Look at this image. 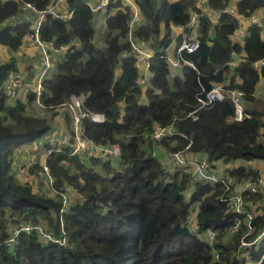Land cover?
Returning <instances> with one entry per match:
<instances>
[{
  "label": "trees",
  "instance_id": "1",
  "mask_svg": "<svg viewBox=\"0 0 264 264\" xmlns=\"http://www.w3.org/2000/svg\"><path fill=\"white\" fill-rule=\"evenodd\" d=\"M51 1H0V55L3 48L9 51V59L0 63V264H264V238L241 246L243 237L251 241L264 231V193L247 196V210H258L247 235L244 215L222 200V183H193L185 171L168 178L164 173L169 153L189 146V156L206 152L215 166L223 163L225 173L238 180L264 175V101L259 104L256 97L259 91L264 94V65H254L264 60V26L250 25L242 40H233L240 21L227 11L232 5L250 16L264 10V0H205L204 5L201 0H134L143 15L135 36L155 51L148 88L137 83L128 40L130 7L120 1L108 6L102 46L95 41L98 31L90 6L95 0H66L73 11L70 19L47 16L41 27L44 40L56 45L78 40L81 47L66 53L54 75L44 81L42 102L54 111L72 94H85L86 108L107 117L105 123L85 118V135L97 143L121 146L118 159L105 161H84L68 147L56 149L47 157L53 189L36 181L43 161L32 169L36 179L28 181L16 176L12 164L17 148L51 131L52 119L36 114L35 93L11 99L5 91L10 72L23 66L13 52L30 32L29 23L10 18L22 11L24 2L45 9ZM208 10L221 11L218 23L205 14ZM193 13L199 14L200 46L193 53L183 51L181 57L195 68L184 64L170 77L166 56L173 43L183 42L177 26L186 27L185 34L191 32ZM233 52L241 55L235 66ZM215 83L242 90L252 117L235 120L231 99L201 108L197 120L189 116L198 106V95ZM157 122L173 125L175 133L155 142L149 134ZM256 160L261 168L239 163ZM192 183L195 189L187 199L185 191ZM39 184L46 191L35 187ZM67 185L76 188L79 197L62 211ZM238 218L241 227L232 232ZM24 222L41 224L53 239L22 231L13 246L7 245ZM209 229L217 233L213 243L205 236ZM244 250L250 259L242 256Z\"/></svg>",
  "mask_w": 264,
  "mask_h": 264
},
{
  "label": "built area",
  "instance_id": "2",
  "mask_svg": "<svg viewBox=\"0 0 264 264\" xmlns=\"http://www.w3.org/2000/svg\"><path fill=\"white\" fill-rule=\"evenodd\" d=\"M116 1H120L124 5L130 7L132 11L133 16L128 32V40L131 44L132 55L135 58V66L139 73L137 83L141 87L148 88L149 82L153 76L151 72V64L152 59L155 57V51L148 42L139 40L135 36V25H139L142 18L136 2L134 0H95L90 3L91 10L96 18L106 12L108 6ZM227 11L235 15L240 21L239 26L231 36L233 40H242L248 34L250 25H256L259 27L264 26V10H260L250 16H243L237 12L234 6L230 5L227 8ZM220 13L221 11L211 10L205 12L206 15L211 16L214 23L219 22L221 16ZM72 14L73 11L70 9L66 0H52L45 9H38L33 3L24 2L22 5V11L10 18L13 22H26L30 24V32L26 35L24 44L16 52H13V54L19 53L22 55L21 52L26 50H33V52H30L31 62L26 61V68L31 70V73L25 77L22 72L20 73L17 70L11 71L5 84L6 94L11 99H17L19 98L18 94L21 90H24L26 94L30 92L35 93V106L38 109V113L44 117L52 115V111H49L47 106L41 100V95L44 91V81L54 75L60 62L64 60L66 56L65 54L77 50L78 47L72 42L56 45L54 41L44 40L41 36V27L49 15L67 20L72 17ZM198 17L199 14H192L189 23L191 32L189 34H185L186 27H183L182 25L177 26L178 33H183L184 39L179 46L173 43L170 47L172 51L166 56L170 67V77H175L178 70L182 69L184 64L191 65L195 68V65L192 62L182 59L181 53L183 51L193 53L200 46ZM102 45L103 44H100L99 46ZM233 55L234 60L231 62V65L235 66L237 61H240L241 55L236 52H233ZM254 65L257 68H260L264 65V60H259ZM203 92L197 97V108L189 113V116L194 120L199 118L198 110L201 108L211 106L216 101H224L226 99H231L234 104L235 120L243 121L246 118L252 117V115L247 112V104L242 90L226 89L224 83H215L212 88L205 93ZM86 97L85 94H72L66 101L61 103L57 109H55L58 112V115L60 114L61 119L67 123L69 128L66 129V132L60 137V139H49L48 143H44V145L41 146L45 153L42 169L39 170V175L48 179L49 188L53 189L54 178L50 174L47 157L56 149L68 147L70 148L71 155H77L84 161H87L91 157H96L104 161L115 160L121 155V146L119 143H97L85 135L83 130V120L85 118L96 123H105L107 121V117L104 113L91 111L86 108ZM67 115L69 116L68 119H66ZM174 133L173 125H162L157 122L149 136L155 142H158ZM31 148H28L27 152L23 151L22 156L20 155L19 150H16L18 153L16 154L15 152L12 158V164L16 176L22 181H28L34 176L32 169L36 163H38L36 155L33 154ZM188 149L189 146H187L185 150H176L169 153V159L164 165L165 176L168 178L176 172L185 171L191 173L193 183H222L226 188V194L223 196L222 200L230 205L232 211L239 215H244V223L247 225V235L250 234L253 230L252 223L258 210L255 206H252L251 210H247V206L249 205L247 196L261 192L264 193V175H260L255 180H238L236 177L225 173V171L219 168V166H215L213 162L210 161L208 153L201 152L196 156H189ZM152 153L154 155L157 154L155 151H152ZM193 183L190 188L185 191V197L187 199L191 197V194L195 189ZM63 197L62 211L67 209L73 201L76 202L79 197V192L73 186L67 185ZM189 222H193V217ZM241 223L242 219L238 218L236 224L232 228V232H237L241 227ZM189 225L195 235H200V232L195 225H191L190 223ZM22 231H38L45 238L53 239L41 224L24 222L14 229L13 235L6 241V244L13 246L16 242V238ZM205 236L209 243H213L216 239L217 233L214 230L209 229L206 231ZM263 238L264 231L251 241H248L243 237L241 240V246H252ZM62 243L66 244V239H64ZM246 252L249 253L248 251ZM214 257L215 259H219L220 257L217 251L214 252Z\"/></svg>",
  "mask_w": 264,
  "mask_h": 264
},
{
  "label": "rangeland",
  "instance_id": "3",
  "mask_svg": "<svg viewBox=\"0 0 264 264\" xmlns=\"http://www.w3.org/2000/svg\"><path fill=\"white\" fill-rule=\"evenodd\" d=\"M204 3H205V0H201L200 1V5H204ZM106 13H107V11L102 13L100 15V18H98V19H96L95 17L93 18L94 26H95V28H98V35L96 36V39H95V41L97 42L98 45L103 44L104 31L106 32V29H105V26H104ZM141 17L142 18H141L140 21H143V15ZM135 28H138V25H135ZM262 33H263V36H264V27H263V32ZM72 43H75L76 47H78V49H80L81 46H80V43H78V40H73ZM1 52H2V55H0V63H2V62H4V61L9 59V51L5 52V51L2 50ZM21 54H22V59L25 60V61H23V66L21 68H19L18 71L20 73L22 72L24 74V76L26 77L29 73H31V70H28L26 68V63H27L26 61L31 62V60H30L31 59V55H30V51L29 50L23 51V52H21ZM18 96H19V98L26 99V92L24 90H21L19 92ZM256 97H257V99H259V101H258L259 104H261V101L262 102L264 101V98H259L258 95ZM35 105L36 104L34 102V107H35ZM250 106H252V104H250ZM36 110H37L36 114L41 116L38 113V109L37 108H36ZM51 113H52V115H48V117H50L52 119V122H51L52 129H51V131L48 134H46L45 136H43L40 139H38L36 141V143H32L31 146H27V145L22 146L19 149V152H20L21 156L23 154V151L27 152V149L32 147L31 149L33 151V154L36 155V159L38 160V162L39 161H43L45 151L42 150L41 146L44 145V143H48L49 139L50 140L51 139H55V138L56 139H58V138L60 139V137H62L64 135V133L66 132V129L69 128L67 123H65V121H63L61 119L60 114L58 115V112L56 110L52 111ZM68 118H69V116L67 115L66 119H68ZM17 153L18 152H16V154ZM239 163L245 164V165H247L249 167L253 166V167L259 168V166H260L259 163L261 164V161L257 160V161H254V163L241 161ZM220 164H223V163H220ZM220 164H218L217 166H219ZM219 168H221L223 171L225 170L224 166H219ZM36 181L37 182H41L42 179L37 178ZM41 184H43V183H41ZM41 184L35 185V187L38 188L39 191H46V188H47L46 183L43 184L46 188L44 186H42ZM54 192L51 191L52 194H54ZM243 255H246L247 258L250 259V254L247 253L245 250L242 252V256Z\"/></svg>",
  "mask_w": 264,
  "mask_h": 264
},
{
  "label": "crops",
  "instance_id": "4",
  "mask_svg": "<svg viewBox=\"0 0 264 264\" xmlns=\"http://www.w3.org/2000/svg\"><path fill=\"white\" fill-rule=\"evenodd\" d=\"M98 18H100V16H97L96 17V19H98ZM97 29V31H98V28H96ZM5 51V52H7L8 51V49L7 48H3V49H1V51ZM30 52H33V50H29ZM16 56H18L20 59H22V55H20L19 53H16L15 54ZM23 61H25V60H23L22 59V63H23ZM262 87V82H260L259 83V85H258V88L260 89ZM258 96H259V98H264V94H263V91H259V93L257 94ZM41 142V141H40ZM36 143V142H35ZM38 143V142H37ZM31 144H29V145H27V146H30ZM21 147H19V148H17L16 150H19ZM16 150H15V152H16ZM42 150L44 151V149L42 148ZM14 152V153H15ZM257 161V160H256ZM259 161V160H258ZM249 163H254V161L253 162H249ZM259 167L261 168V166H262V162H261V164L259 163ZM219 166H225L224 164H220ZM226 167V166H225ZM251 167H253V166H251ZM34 179H36V177H35V175H34ZM40 179H42V181H43V183H46V186H47V188H49L48 187V179H46L45 177H42V176H40ZM37 180V179H36Z\"/></svg>",
  "mask_w": 264,
  "mask_h": 264
}]
</instances>
